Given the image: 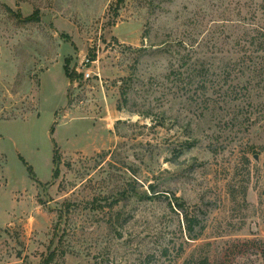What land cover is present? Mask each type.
<instances>
[{"label":"rangeland","instance_id":"rangeland-1","mask_svg":"<svg viewBox=\"0 0 264 264\" xmlns=\"http://www.w3.org/2000/svg\"><path fill=\"white\" fill-rule=\"evenodd\" d=\"M263 28L264 0H0V264H264Z\"/></svg>","mask_w":264,"mask_h":264},{"label":"trees","instance_id":"trees-1","mask_svg":"<svg viewBox=\"0 0 264 264\" xmlns=\"http://www.w3.org/2000/svg\"><path fill=\"white\" fill-rule=\"evenodd\" d=\"M30 20H31V18H30ZM33 20V19H32ZM36 20H37V17H36ZM35 20V21H36ZM259 32H257V36H255V37H259V36H261L262 37V39L264 40V28L263 29H261V34H258ZM255 37H253V38H255ZM250 41H251V39H250ZM250 43V42H249ZM263 50V49H262ZM93 59V58H92ZM64 72H65V75H66V77L68 78V79H71L70 77V73H69V71H68V69H67V65H65V68H64ZM203 84H205V82H203ZM182 203V202H181ZM181 203H179L178 205V207L180 208V209H183V204H181ZM184 220H185V223H184V226H185V231L186 232H188L189 233V235H193V238L194 239H196L198 236H199V232H201V229H200V231L198 232V233H196L195 232V226L198 224L197 222H196V220H195V218L194 217H192V216H188V214H184ZM196 233V234H195ZM198 262H200V263H198V264H209V261H208V259L207 258H202L201 260H199ZM185 264H189V263H185Z\"/></svg>","mask_w":264,"mask_h":264},{"label":"built area","instance_id":"built-area-1","mask_svg":"<svg viewBox=\"0 0 264 264\" xmlns=\"http://www.w3.org/2000/svg\"><path fill=\"white\" fill-rule=\"evenodd\" d=\"M91 63L94 64L95 62L92 61ZM83 74H84L85 80L90 79L92 77V74L90 71H85V72H83Z\"/></svg>","mask_w":264,"mask_h":264},{"label":"crops","instance_id":"crops-1","mask_svg":"<svg viewBox=\"0 0 264 264\" xmlns=\"http://www.w3.org/2000/svg\"><path fill=\"white\" fill-rule=\"evenodd\" d=\"M68 85H69V82L67 81V84H66V89H67ZM66 92H67V90H66Z\"/></svg>","mask_w":264,"mask_h":264}]
</instances>
